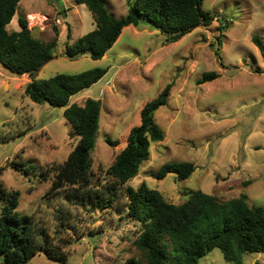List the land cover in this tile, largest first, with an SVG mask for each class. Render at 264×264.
Returning <instances> with one entry per match:
<instances>
[{
	"label": "rangeland",
	"instance_id": "obj_1",
	"mask_svg": "<svg viewBox=\"0 0 264 264\" xmlns=\"http://www.w3.org/2000/svg\"><path fill=\"white\" fill-rule=\"evenodd\" d=\"M105 3L115 16L128 8L126 0ZM202 7L213 15L209 25L163 43L160 30L143 22L128 24L96 59L89 54L69 58L62 52L66 41H75L95 25L83 3L19 0L7 28H19L17 16L24 14L34 36L50 40L57 33L53 57L34 73L35 78L107 68L69 100L79 104L87 96L100 100L91 152L94 178L103 181V171L125 145L129 128L139 122L142 104L172 82L167 102L154 112L164 137L150 143L149 157L123 187L136 188L144 181L173 202L181 201L190 188L223 199L245 192L249 202L264 208V0H203ZM255 34L262 49L252 39ZM208 70H215L217 76L198 83ZM30 79L29 74L10 72L0 63V134L21 132L0 140V181L18 189L17 210L33 214L50 232L56 228L57 206L70 211L69 224L62 231L70 239L65 246L67 264H118L128 256H139L132 243L139 224L127 215L123 192L112 207H82L67 203L59 192L48 193L50 180L38 171L25 173L9 164L18 159L41 165L62 161L78 140L70 134L64 107L35 102L25 93ZM106 136L117 143H108ZM177 160H190L195 169L185 178L175 172L162 178L153 175L162 163ZM24 264L62 263L37 251ZM199 264L233 262L215 246L199 258ZM242 264H264V251L244 253Z\"/></svg>",
	"mask_w": 264,
	"mask_h": 264
},
{
	"label": "trees",
	"instance_id": "obj_2",
	"mask_svg": "<svg viewBox=\"0 0 264 264\" xmlns=\"http://www.w3.org/2000/svg\"><path fill=\"white\" fill-rule=\"evenodd\" d=\"M74 1L85 4L95 25L75 41L65 42L62 52L69 58L82 54L102 57L128 24L146 23L160 30L163 43H167L199 25H209L213 19L209 10L202 7L203 0H126L128 8L121 16L110 12L105 0ZM18 4L19 0H0V63L10 72L30 75L24 91L31 100L64 107L63 115L71 124L70 134L77 135L78 140L62 161L41 165L18 159L9 164L25 173L31 169L38 171L42 178L50 180L48 193L59 192L67 203L82 207H112L123 192L126 213L139 224L132 239L139 256H128L118 264H199V258L215 246L222 250L226 260L242 264L244 253L264 251V208L249 202L245 192L223 199L200 188H190L184 190L181 201L173 202L144 181L136 188L123 187L149 157L150 143L164 137L154 112L167 102L172 82L142 104L139 122L129 128L125 145L103 171V181L93 177L91 152L98 130L100 100L90 96L82 104L69 100L101 78L107 68L96 66L35 78L34 73L53 57L57 33L50 40L34 36L24 14L17 16L19 28L8 29ZM252 39L262 49L260 37L255 34ZM216 76L215 70L204 71L197 82ZM20 133L0 134V140L13 139ZM106 141L117 143L109 136ZM194 169L190 160L168 161L153 175L162 178L175 172L178 178H185ZM18 197V189L7 188L0 181V264H24L37 251L67 264L65 246L70 239L62 231L69 224L70 211L57 206L56 228L50 232L33 214L17 210Z\"/></svg>",
	"mask_w": 264,
	"mask_h": 264
}]
</instances>
